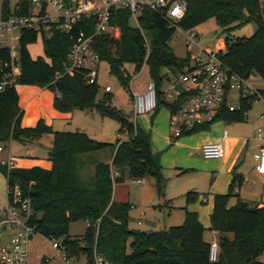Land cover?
Returning <instances> with one entry per match:
<instances>
[{
    "label": "trees",
    "instance_id": "trees-1",
    "mask_svg": "<svg viewBox=\"0 0 264 264\" xmlns=\"http://www.w3.org/2000/svg\"><path fill=\"white\" fill-rule=\"evenodd\" d=\"M10 0H3L2 18L12 16ZM184 16L172 22L143 9L138 19L140 28L132 25L131 14L126 9L112 11L110 25L119 31L118 38L112 32L94 38L92 47L100 61L109 66V72L123 87L131 78L125 75L123 66L134 67L138 72L145 64L150 80L157 87L155 113L175 106L163 100L161 88L167 73L174 74L187 62L178 60L169 43L177 30L190 31L213 20L226 33L232 28L254 23L256 31L248 39L225 40L221 55L224 64L244 79L256 75L264 81V0H183ZM21 13L28 15V5L21 3ZM83 29V27H80ZM42 43L43 57L32 59L28 46ZM72 42L57 30L42 33L28 32L19 46L20 77L17 85L47 89L55 95L53 109L62 114L73 111L96 112L119 124L118 139L114 144L96 141L82 132H56L39 120L33 128L20 126L23 111L15 89L0 93V145L11 142L30 143L44 135H50L51 148L47 154L52 167L19 169L0 166V173L7 186L17 185L32 203L34 217L31 220L35 234L58 242L67 255L78 261L85 257L86 264H94L99 258L108 264H263L264 255V203L262 207H250L234 197L237 177L234 176L227 194L215 195L210 215L209 231L218 235V257L209 261L210 243L198 215L184 208V221L178 227L163 231L134 232L129 229L131 206L112 201L113 186L122 183L127 176L131 180L153 177L157 193L164 192L165 181L161 175L159 154H153L150 134L130 123L120 111L112 107L113 97L100 95L98 84L88 85L82 75L65 74L66 55ZM10 55L0 50V77L10 71ZM258 95L264 97L263 92ZM132 98V97H131ZM257 94L242 98L239 111L230 113L226 106L217 120L224 123H242ZM154 113V114H155ZM207 130V128H206ZM197 131L186 133L190 136ZM112 151L110 164H94L89 184H81L78 178L80 157ZM85 164V163H84ZM83 164V165H84ZM111 167L117 176L112 177ZM199 194L185 195L186 207L198 201ZM83 221L87 228L80 238L68 234L72 223Z\"/></svg>",
    "mask_w": 264,
    "mask_h": 264
},
{
    "label": "built area",
    "instance_id": "built-area-1",
    "mask_svg": "<svg viewBox=\"0 0 264 264\" xmlns=\"http://www.w3.org/2000/svg\"><path fill=\"white\" fill-rule=\"evenodd\" d=\"M12 16L0 19V50H7L10 55V71L0 77V93L15 89L20 77L19 46L25 33L35 32L38 38L42 33L57 30L72 42L66 55L65 74L82 75L88 85L98 84V54L92 44L95 37L112 32H119L110 25L112 11L126 9L131 14V22L140 28L138 19L143 9L170 21L180 20L186 11L183 0H10ZM260 4L263 0H257ZM28 5V15L21 13V3ZM80 27H83L80 28ZM188 62L176 73L164 79L161 92L167 105L175 106L170 111L168 129L170 138L177 140L186 133L199 130L203 132L217 122L218 116L226 106L230 113L240 110V101L257 94L258 100L264 97L252 90L248 80L240 77L228 68L221 59L224 53L222 44L217 51L199 48L198 36L193 30L184 32ZM193 48L198 54L191 56ZM253 91V92H252ZM110 94V87L104 88ZM231 94H236V103H232ZM133 99L134 119L153 113L157 108V87L150 80L143 93L135 94ZM260 119L264 121V112ZM227 136L226 128L222 137ZM257 139L264 141V129L257 130ZM6 147L0 145V166L13 168L12 158L2 160ZM204 160H222L226 155L223 143H208L201 147ZM256 166L254 171L264 176V146L253 156ZM113 177V176H112ZM138 184L142 180H137ZM264 194V193H263ZM132 208V207H131ZM133 209V208H132ZM34 217L31 199L21 192L17 185L7 186L6 202L0 209V264H26L28 245L35 234L31 224ZM52 248L61 264H73L60 243L53 241ZM219 249L216 241L211 242L209 261L216 262ZM94 264H108L99 258Z\"/></svg>",
    "mask_w": 264,
    "mask_h": 264
},
{
    "label": "rangeland",
    "instance_id": "rangeland-1",
    "mask_svg": "<svg viewBox=\"0 0 264 264\" xmlns=\"http://www.w3.org/2000/svg\"><path fill=\"white\" fill-rule=\"evenodd\" d=\"M3 0H0V19L2 16ZM9 5L12 8L13 2L9 1ZM134 26V24H132ZM194 33L198 36L199 48L206 51H217L219 44L224 46L227 38L231 39H248L254 35L256 26L254 23H250L244 26L238 27L235 25L229 33L224 32L216 26L213 20L207 21L197 28L193 29ZM119 32L115 33V37L118 38ZM169 47L173 51L175 57L178 60H184L187 58V50L185 47V36L183 31L177 30L173 40L169 43ZM225 51V47L223 48ZM28 52L32 58L42 57L43 49L42 43L38 41L35 45L28 47ZM191 56L198 54V48H193L188 52ZM16 54V58H18ZM99 77L98 85L100 87V95L104 94V88L110 87V95L113 97L112 107L121 114L133 125H136L133 115V102L132 96L135 94L143 93L146 89L147 83L150 81L148 67L144 64L141 69L134 73V67L126 64L123 66L125 75H128L131 80L128 87H123L118 79L111 75L109 72V66L101 62L99 64ZM252 83V90L264 91V81L253 75L250 78ZM22 90L21 85L15 87L16 92ZM252 91V92H253ZM235 104L236 94H233ZM164 112V110H163ZM264 112V101L258 100L254 102L246 115V119L242 123H230V125H217L216 130H222L224 127L228 131V137L230 139L248 140V147L244 149L242 154V166L252 167L254 165L252 156L260 146V142L257 139V130L264 129V121L260 119V114ZM148 116V115H146ZM139 117L137 120L139 121ZM141 125V120L139 122ZM150 127V124H149ZM216 127V126H215ZM56 132H82L87 134L92 139L114 144L117 138V132L119 124L108 118H101L97 113H89L83 111H73L72 117L66 120H59L54 122L52 127ZM168 136L170 138L169 130ZM183 137L177 140H172V143L181 141ZM121 140L124 139L122 136ZM51 136L44 135L40 139L30 143H18L11 142L7 147H10V153L13 157H22L25 150L30 151V156L27 160L41 157L45 153L49 152L51 148ZM10 145V146H9ZM171 147H167L164 150L159 151L160 163H161V175L165 181L164 192L159 195L156 189V180L153 177L142 178V183L138 184L137 180H131L127 176L124 181L113 186L112 198L115 201H124L132 208L129 213V229L134 232H153L163 231L171 227H178L183 224L184 221V195L192 189L197 190L200 193H206L208 190V184L210 177L201 168L196 165H191V160L200 159L201 166L204 165V159L198 152L187 156L190 152L188 150L177 149L175 157L164 158L165 154L171 152ZM9 152V148L6 149ZM201 153V152H200ZM112 154L111 150H106L99 153H94L95 163H104L110 159ZM6 155V154H5ZM5 155L3 157H5ZM2 157V159H3ZM84 156L80 157L78 161V178L81 184H89L92 178V172L89 169V164H84ZM174 158L175 164L179 165V168L175 169L171 166V159ZM182 167V169H180ZM190 167H194L191 170ZM188 170L187 172H184ZM111 173L113 177L117 176L115 168L111 167ZM6 189L5 181L0 173V190ZM142 213V214H141ZM141 214V215H140ZM138 221L140 223L138 224ZM87 225L85 222L80 221L72 223L69 226L68 234L71 238H80L84 235ZM205 240L211 244L213 241V235L209 230L205 231ZM53 242L41 237L38 234H34L28 245V255L26 264H61L59 259L56 258V251L52 248ZM264 264V255L259 259ZM73 264H86L85 257L81 256L79 261L73 259Z\"/></svg>",
    "mask_w": 264,
    "mask_h": 264
},
{
    "label": "crops",
    "instance_id": "crops-1",
    "mask_svg": "<svg viewBox=\"0 0 264 264\" xmlns=\"http://www.w3.org/2000/svg\"><path fill=\"white\" fill-rule=\"evenodd\" d=\"M36 58H32V59L34 60ZM250 78L247 79L248 82L250 81ZM249 83L252 86V83L251 82ZM21 87L22 90L19 93L17 92L19 98L18 105L19 108L23 111V116L21 118V123H20L21 128L23 129L33 128L39 120H43L47 126L53 127L55 121L66 120L72 117V113L62 114L53 109V100L55 95L51 93L49 90L40 89L38 87H29V86H21ZM255 91L264 93V91L262 90H255ZM231 98H232L231 101H233L234 100L233 94H231ZM89 113L92 114L96 112L92 111ZM154 113L155 111L149 114L148 116L140 117L141 125H139L140 120L138 121L137 120L138 118H136L135 119L136 125H134L150 134V146L153 154H159L158 153L159 151L164 150L165 148L170 146L172 149L171 152L169 154H165L164 156V158L168 159V157L170 156L175 157L176 153L174 152L177 149L190 151L187 154V156H189L196 152L201 154L200 153L201 147L208 143H223L225 146L226 155L222 160H204L205 163L202 166H201L202 161L198 158L190 161L191 162L190 166L196 165L197 167L201 168L206 173H208L210 177L208 190L206 193L198 192L197 190L199 189H192V191H190L199 194V198L196 203L186 207L185 195L188 192L183 196L185 202V208H187V211L196 213L198 215V220L205 230H208L210 228V215L213 210L214 196L227 194L229 187L232 184V180L234 176L237 177L238 181L234 188V197L230 198L228 206L232 207L236 204L237 200H240L247 203L250 207H255V206L259 208L262 207V204L264 203V194H263L264 176H261L254 171L256 163L254 161L253 156L262 146H264L263 140H259L260 146L252 156L254 165L252 167L245 166L244 169L242 166L243 163L241 159L244 149L248 147V140L245 139L240 141L239 139H230L228 137V131H227V136L223 138L222 131L223 129H225V127L221 131L216 130L217 125L219 126L223 124V126H225V125H230V123L227 124L224 123L223 121L217 122L216 124L209 127L207 130L203 132H196L195 134L190 136H183L187 138L172 143V139L169 138L168 136V130H169L168 122L170 117L169 110L166 108H162L158 110L155 114ZM117 138L120 139L121 136L117 135ZM7 148H9V152L7 153L5 151L2 154L1 158L5 154L6 155L5 157H3L2 160H7L8 158H12L14 162L13 168H19V169L40 168L43 170H50L52 167L51 162L47 158L48 152L45 153V155H41V157L27 160L30 156L29 150H25L22 157L17 158L11 155L10 147L6 146V149ZM93 155L94 154L84 156L85 157L84 165L89 164L90 165L89 169L91 172L94 171V164H96L94 161L96 156ZM111 159H112V154L110 155V159H108L104 163L110 164ZM174 162L175 160L174 158H172L171 166H173V168L175 169L179 168V165H176ZM190 168L191 170H194V167H190ZM180 169H182V167ZM187 171L188 170H185L184 172ZM4 181H5L6 189L0 190V209L4 206L6 202L7 185L5 178ZM112 201L118 203H125L124 201H115L113 198ZM139 223L140 221H138V224ZM210 233L213 235V241L217 242L218 235L212 231H210Z\"/></svg>",
    "mask_w": 264,
    "mask_h": 264
}]
</instances>
